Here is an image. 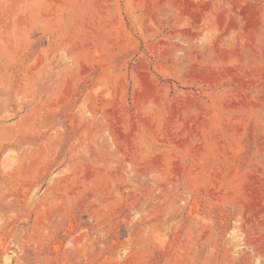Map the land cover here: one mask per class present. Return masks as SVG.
Masks as SVG:
<instances>
[{"label": "rangeland", "instance_id": "rangeland-1", "mask_svg": "<svg viewBox=\"0 0 264 264\" xmlns=\"http://www.w3.org/2000/svg\"><path fill=\"white\" fill-rule=\"evenodd\" d=\"M0 264H264V0H0Z\"/></svg>", "mask_w": 264, "mask_h": 264}]
</instances>
